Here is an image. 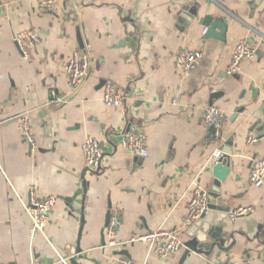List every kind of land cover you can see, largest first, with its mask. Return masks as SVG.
Here are the masks:
<instances>
[{
    "label": "crops",
    "instance_id": "crops-1",
    "mask_svg": "<svg viewBox=\"0 0 264 264\" xmlns=\"http://www.w3.org/2000/svg\"><path fill=\"white\" fill-rule=\"evenodd\" d=\"M206 16L223 20V40L204 37ZM26 30L40 37L29 61L13 42ZM240 41L258 54L227 76ZM76 50L90 55V67L71 95L63 67ZM186 51L202 59L185 73L176 61ZM106 83L123 95L120 107H104ZM62 97L68 100L56 104ZM211 106L228 118L220 141L203 122ZM23 117L33 145L18 130ZM126 129L144 137L147 158L107 137ZM249 136L258 142L247 144ZM87 137L100 143L103 162L95 175L86 173V193L70 206L63 198L79 189ZM221 146L230 153L229 172L217 204L252 210L220 223L227 253H191L183 264H264V184H249L252 161L264 158V0H57L46 12L39 0H0V264H179L183 247L160 257L156 246L131 240L177 229L183 244L190 240L184 222L192 191L213 186ZM32 192L57 201L43 234L31 239ZM115 210L122 227L110 240L105 220Z\"/></svg>",
    "mask_w": 264,
    "mask_h": 264
},
{
    "label": "built area",
    "instance_id": "built-area-1",
    "mask_svg": "<svg viewBox=\"0 0 264 264\" xmlns=\"http://www.w3.org/2000/svg\"><path fill=\"white\" fill-rule=\"evenodd\" d=\"M123 4H129L131 0H120ZM57 0H39V9L42 12L52 10ZM39 34L32 30L19 32L13 36V42L18 52L25 60H31L32 50L39 43ZM256 55V48L248 44L246 41H240L233 46L231 60L226 69L225 74L232 76L239 71L240 65L244 60L252 59ZM202 54L197 51L182 52L177 58L176 65L183 72H189L198 66L201 62ZM90 67V55L87 52L76 50L72 56L65 62L63 70L67 78V85L71 90V95L76 94L86 82ZM68 99L57 98L56 104H64ZM123 95L116 90L113 84L106 83L103 86L102 103L105 108H118L122 104ZM228 120L227 116L219 107L211 106L203 111V122L206 126L214 128V138L220 141V130ZM18 130L22 140L33 145L32 127L26 117L19 120ZM122 147L127 154L138 156L142 159L148 157V151L141 134L125 132L122 135ZM247 144L253 145L258 142L255 136H249L246 140ZM80 151L84 158L85 167L99 169L103 162V151L98 140L87 137L80 145ZM221 156L220 151L214 154V159ZM249 184L251 187L260 188L264 184V158L254 159L251 163L249 173ZM208 192L202 188H194L192 198L190 200L187 216L184 222V228L189 227L201 216L208 212ZM55 197H48L39 200L32 192L30 195L27 212L31 220L30 238L36 234H43L48 223V214L52 207L56 204ZM251 208H237L229 212L228 220L234 221L239 217L248 215ZM122 227L121 214L113 211L109 215V222L105 228V235L110 240H114L117 232ZM131 242H140L156 246L157 253L160 257H168L176 254L183 247L181 240V230H159L148 232L137 236ZM114 245V243H110ZM123 264H134L133 261H125Z\"/></svg>",
    "mask_w": 264,
    "mask_h": 264
},
{
    "label": "water",
    "instance_id": "water-1",
    "mask_svg": "<svg viewBox=\"0 0 264 264\" xmlns=\"http://www.w3.org/2000/svg\"><path fill=\"white\" fill-rule=\"evenodd\" d=\"M191 15H194V11H188ZM128 21V20H127ZM205 28V38H214L218 40L224 39V33L226 32V26L223 23V20H214L210 16L204 18L203 24ZM257 53V52H256ZM258 54V53H257ZM221 93L213 94L209 105L213 104V99L221 96ZM242 111V110H240ZM129 129H126L127 132ZM210 132H214V128L210 129ZM108 139L115 143L117 139L119 142L122 141V136H116L109 134L107 135ZM228 145V143H226ZM221 156L217 159H214L213 165L211 168L212 177L214 179L213 186L208 191V212L206 215L201 216L197 221H195L189 227V235L191 236L190 240L183 244L184 254L179 264H183L184 260L189 256V254L194 253L197 255H203L207 258H211L213 250L217 249L219 252L227 253L228 248H224L222 237V226L220 223L227 218L230 208L224 205H218L217 201L220 196L219 187L221 183L226 180L227 174L229 172V156L230 153L223 149V146L218 148ZM140 158V157H137ZM141 159V158H140ZM98 172V169L85 167L80 175V182L78 185V190L71 198H63V200L70 206L72 203L80 196L86 193L87 185L85 180L86 173L95 175ZM84 198H82L83 202ZM81 202V205L83 204ZM84 218L81 216L80 222L83 223ZM109 222V212L106 215L105 224ZM74 253L81 255V250L79 247V242L74 248Z\"/></svg>",
    "mask_w": 264,
    "mask_h": 264
}]
</instances>
